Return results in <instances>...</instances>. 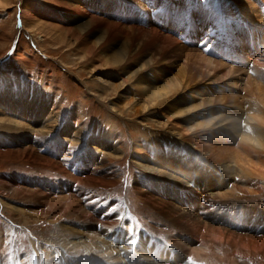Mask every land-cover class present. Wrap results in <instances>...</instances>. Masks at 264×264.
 <instances>
[{
  "label": "rangeland",
  "instance_id": "obj_1",
  "mask_svg": "<svg viewBox=\"0 0 264 264\" xmlns=\"http://www.w3.org/2000/svg\"><path fill=\"white\" fill-rule=\"evenodd\" d=\"M113 1L114 0H95L97 5H101L97 11L89 6L91 4L90 0L70 1L69 4L74 8V5L78 4L76 2H80V10L81 12L84 11L83 13L86 15L78 18L80 22L87 20L92 15L98 19L103 18L108 23H120L122 26H125L123 31L129 33L136 31V29L133 30L130 29V27L142 26L145 25V23H151L153 21L154 17L151 16H154V13H150V16H148L147 12L142 10L147 11V9H152L153 11H156L158 9L157 6H159L160 9L161 5H165L163 8L164 10L162 11L163 13L160 15L157 14L156 17L159 18L161 26L164 29V32H162L163 35L167 34L168 29L175 31L177 36L174 35L172 38H177V46L176 49L173 50L174 52L166 51L160 57L156 58L158 63L154 61L153 66L155 69H152L156 72L153 73L149 70L147 72L150 73L149 76L162 77L161 79L164 80L178 78V81L184 86L182 95L192 94L190 100H193V104L197 105L198 103L210 102L209 104L211 107L233 110L243 116L254 118L252 119V124L258 125L264 129V107L261 103V96L264 94L263 68L256 66L252 61H246L243 56H240V59H235L234 63H231L234 64V67L239 68L238 73H235L236 71L234 68H232V71H229L230 67L226 65L227 61L225 60V65L221 70H218L217 73L214 72V70L210 72H207L206 70L209 76L206 72L204 74L200 67H198L199 63H202L201 55L199 54L201 52V46L198 44H201L204 38L213 40L211 39V34L208 35L209 37H205L202 32L203 30H208V28L209 31H211L212 27H214V31L216 29L212 20L210 21L211 27H207L206 24L203 26L200 25L199 20L203 15L214 18L217 17V11L219 15H222L226 13V9H230L229 13H231V15L228 17V25L229 27L237 28L238 30L235 33H237V37L239 35L243 40L240 44L234 42L236 52L239 54V52L244 53L249 48V37H251L250 32L255 33L256 30L259 29L256 19L250 16L252 15L251 10L256 5L257 7L261 6V10L263 9L262 11H264V3L259 2V0H243L246 6H244L245 9L242 10L239 0H157L158 4L152 8H147L144 1H139L140 3L132 2L130 4L131 6L128 4V7L132 8V12L130 13L128 9H126L123 11V19H118L117 15L114 13L115 9L112 7ZM218 1L222 6L220 8L218 6ZM54 5L55 4L51 3V0H0V117H8L14 120H19L22 123L33 124L32 126L35 128L45 130L46 140L53 144L61 142L65 143L66 147L67 145L74 146V149L76 150L75 155L79 158L83 156L86 150L90 151L93 144H98V142L103 141L106 142L109 146L116 149V153L109 154V156H105L104 158H106V163H109L113 171L118 174L119 181L113 186L103 189L99 186L92 188L87 182H81L84 184L82 185L80 182L69 180L66 183V188H63L64 190H59L61 186L55 183L65 181L67 176L63 173L60 174L59 171L50 169L51 167H46L47 170L45 167L39 168L27 161L25 157L19 154L20 152L18 153V150L23 148L21 133L24 131L16 129L13 125L5 126L3 122H0V127L3 128H0V199L5 203L11 202L19 207H25L24 213H19V211L17 212V210L0 203V264H125L122 261H129L126 264H145L142 263L137 255L130 253L132 250L125 251L126 253L124 251L118 253V249L116 248L114 252L108 255H106L107 253L101 252L98 249L95 250L94 248L93 253H90L91 250H83V252L79 254L71 252V250H69V244H64V242L60 241L64 237V234L59 231L58 222L51 221L50 215H47L46 213L45 218L42 215L41 217L43 218L40 219L41 221L38 220V217L26 216L30 214L29 211H27L29 207H33L32 209L35 211L42 210L41 205L37 203L39 201H37L36 195H34V197L25 195L22 192L13 195V187L10 188L5 184L8 182L7 179H13L16 182H19L18 186H26V184L30 182L34 188L39 187L42 190L44 189L43 192L45 193L48 188L46 185L51 187L54 182L53 184L55 185L56 192H51L54 195H61V192L59 191L66 192L65 189L68 191V188L71 186L76 192L84 193L87 197H95V199L90 200L91 204L97 203L96 206H100L101 208L102 206L108 205L110 200H116V208L113 205H108V207L112 212L119 211L117 213L115 212L116 214L109 213L113 220L119 222V227L118 224H114L113 227L105 225V228L119 230V228H121L120 221L126 219L127 222H132L131 226L126 225L127 223H123L125 229L129 228V231L126 232L127 234L131 233L130 235H132L133 232V235L136 234L137 237L140 238L139 236L147 233L148 237L145 242H147V240L149 242L150 239H153L156 240L154 244H159V241H161L163 245L167 246L169 241L167 237L168 234L173 233L178 239H180L181 236L174 230V228L170 230L168 227L164 226L161 222L163 221V218L154 216L152 210L138 199L137 193L133 189V182H139L141 180L139 177L141 169L137 166L138 162H141L143 158H150L153 161L159 160L164 163L163 159L166 158L168 159V163L176 165L170 173L176 176H181V178L186 179L190 182V185L194 187L202 186L201 179L203 175L198 176L200 177V179H198V177L190 175L191 173H194L191 172V170L208 171L206 174L210 176H204V185H211L214 182L223 181L220 176H211V169L209 168L211 163H209L207 159L201 157L199 153L197 158V150L182 141L180 133L171 129L177 126L175 125L174 127H171L172 119L167 118V116L171 115L170 111L164 109V107L161 108L162 106L157 108H144V98L139 95H133L132 93L136 92V90L132 89L133 87L131 88V85L128 84L124 85L122 89H130V92L128 93V97L130 98H127V100L118 97V93L122 92V90H114L113 88L122 83L121 78H119L121 73L119 75V71L111 67H109V69L108 67H101L98 59L95 61L97 57L94 53L91 54L90 50L94 36L88 37L86 43H82L79 40L74 41L72 37L70 38V36L65 34V30L68 26L71 27V24L69 22H64L62 16H66L65 13L70 14L74 11L70 5H67L68 7H64V4L61 3L59 5L56 4L57 6L55 5V7ZM103 6L106 8L102 9ZM23 9L26 11H23ZM27 11L28 13L30 12L31 15H29L30 13L28 14ZM239 18L247 21L248 27L245 30L244 27H240V25L238 26L237 23ZM24 20H28V22L32 20L31 23L29 22L30 26L34 25V21L35 23L37 22L38 24L36 23V25L33 26V30L35 33L43 32L44 34L41 33L43 37L39 38L35 34L33 36L34 39L31 40L32 36L29 35V33L32 34L33 32L30 27L27 26L28 24L24 23ZM188 22H191L193 25L186 29ZM62 26L66 27V29ZM174 26H176V28ZM60 27L65 30L63 31ZM22 29L24 31H22ZM58 30L61 31V33H59ZM189 31L195 32L191 37L195 38L197 42H189L190 40L185 41L186 33ZM178 32L180 33L178 34ZM124 35L125 34L116 40L123 41V39H125L123 38ZM132 35H134V33H132ZM255 35L258 40L254 38L253 42L254 44L256 43L255 45H257L258 52L254 51L253 54H251V57L254 58L259 52H261V49H264L263 34L256 32ZM36 42H38L39 45H37ZM4 43H6V45ZM181 48L183 50H181ZM153 52L158 53L157 50H147L141 55L140 59H134L133 62L135 60L137 63H140L142 60L148 61L151 55L154 54ZM187 54L189 57H187ZM201 54L204 55L203 52H201ZM90 56L91 58H89ZM87 61L89 62L87 63ZM184 63L188 64V68L186 66V71L184 70L183 72L182 67H184ZM257 68L261 69L262 72ZM257 71L260 73H257ZM221 72L226 74L224 75ZM202 75H204L205 78H202L204 77ZM192 76L195 77L192 78ZM248 80L252 83L251 89L246 87V81ZM235 81L236 83L233 84ZM110 84H112V86ZM236 84H238V88H236ZM106 86L110 87L107 88ZM257 88L261 89V94L258 95L257 93V97H255V95H253V90H257ZM178 94L180 95V93ZM178 94L174 95V100L172 101H175V99L179 97ZM234 94L235 97L238 96V100L241 103L239 104L241 106L239 105V107L235 106L233 108V103H231V100L233 99L231 97H234ZM246 94L249 96H246ZM227 96L230 99H226ZM131 98H133V101L129 100ZM138 99H140V101ZM229 100L230 103H228ZM5 104L7 110L4 109ZM207 106H205V108ZM48 118L51 119L49 120ZM7 127L10 128L7 130ZM48 128L50 130H48ZM75 131H78L80 134L79 136L76 135L78 137L77 139L75 138L76 136L72 137ZM26 135L33 136L34 134L31 131ZM114 135L116 138L112 140ZM70 137L72 140H65V138L68 139ZM10 141L13 142L11 143ZM221 143L222 142H220L219 145H221ZM236 145L237 140L230 143L231 147L235 148ZM66 147L65 150L58 153V157L63 155L66 151ZM146 147L149 148L147 149ZM42 154L50 156L49 151H44ZM5 155H7V157H5ZM205 155L209 156L210 151L206 150ZM12 157H17V159H13ZM171 159L176 161V164H174ZM196 159L198 160L197 162L195 161ZM180 161H184V163H181ZM184 164H186L187 170L183 167ZM248 170H252V168H249ZM78 172L79 171L77 170L76 173ZM254 176L262 178L261 180H257V183L261 185V192L253 197L255 203H252L251 198L245 193H242V191L235 190L236 192L234 193H236V198L239 197L238 202H240V204H238V206L241 210V213L239 214L240 224L242 223L243 226L242 228H249V225L253 224V221L256 219L258 227H256V224H253V226L256 227V229L259 228L264 234V220H258L255 215V211L258 209L257 207L264 208V176H260L259 174ZM147 179H152V181L158 182L159 186L163 188V182L156 178L147 177ZM244 179L243 176H236L232 180L227 179L224 188L221 191L231 189L232 184L230 185V183L245 184ZM197 181H200V184L197 183ZM251 181L256 182V179H252ZM215 187H217V185L211 186V189H217ZM23 188L24 187H20V189ZM189 189L192 188L189 187ZM226 196L225 197L228 200L226 198L225 200H227L229 204L231 203L230 205H232L233 202H237L236 199H234L235 197L232 198L229 194H226ZM199 201L200 197L198 199V202ZM35 203L36 205L34 207L33 205ZM253 204L257 207L253 208ZM214 208L216 213H222L223 216L231 220V222H233L232 218L237 217L235 212L232 213L230 207ZM46 209L47 208H43V210ZM48 217L50 220H48ZM10 221L13 225H11L12 223ZM60 221H62V223L65 222L64 224L68 223L70 226H74L78 229L81 228L77 224L68 222L67 220L60 219ZM235 222L239 221L235 220ZM159 227L163 229H153ZM59 236L61 237L59 238ZM65 239L69 241L73 238L70 237V234H67ZM211 247L212 251L216 254L218 253V258L211 257L208 252H204L203 254L195 251L190 261L188 260V257H185L184 259L183 254L179 259H173L170 256V264H222V262L217 260L222 258L225 254L233 251L232 248L226 246L218 247L212 245ZM165 250L168 251V248L165 247ZM129 253L131 255H129ZM243 253L247 254V252L243 250V252L234 256L235 263L238 261L239 264H261L258 263L262 261L260 256H257V259L251 263L250 260H247L242 256L245 255ZM187 260L190 263H187ZM225 264L233 263L228 261Z\"/></svg>",
  "mask_w": 264,
  "mask_h": 264
},
{
  "label": "bare ground",
  "instance_id": "obj_2",
  "mask_svg": "<svg viewBox=\"0 0 264 264\" xmlns=\"http://www.w3.org/2000/svg\"><path fill=\"white\" fill-rule=\"evenodd\" d=\"M70 1H78V0H51V3L55 5L56 4L59 5L61 3L64 4V7H68L70 5L69 4ZM139 1H144L147 5V6L145 5L147 8H152L153 6L158 4L157 0H114L112 7L113 9H115L114 11L115 15H117L118 19H123V11L128 9V11L131 13L132 8H129L128 6L132 2L136 3ZM239 1L241 3L240 6L242 10H244L245 9L244 6H246V4L244 3L243 0H239ZM90 2L91 4L89 6L93 8L95 11H97L99 9V6H101V5H97L95 0H90ZM259 2L264 3V0H259ZM76 3L78 4L74 5V8L73 6L70 5L74 11L73 13H70L71 15L69 13H65L66 16H62V20L64 22H69L71 24V27L68 26L67 29L66 27L62 26L63 28L66 29V30L64 29L65 34L70 36V38L72 37L74 41L79 40L82 43H86L88 37L94 36L93 44L90 43L92 45L91 48L89 45L88 46L91 50V54L94 53L95 56L97 57V58L95 57L96 58L95 61H97L98 59L101 67H105V68L108 67V69L109 67H111L119 71V75L121 73L119 78H121L122 83H120L119 86L116 87L113 86L114 90L117 89L122 90V92L118 93V97L124 99L130 98L128 97L129 96L128 93L130 92L129 91L130 89L129 88H127L126 90L122 89L124 85L128 84L131 85V88L133 87L132 89L136 90V92L132 93L133 95H139L144 98L143 99L145 102V103L143 102L145 104L144 108L147 107L157 108L159 106H162L161 108L164 107V109L170 111L171 115L167 116V118L172 119L171 127H174L175 125L177 126L171 129L173 131L175 130L177 133H180V138L182 139V141H184L187 145L197 150V158L199 153L201 157L207 159V161L211 163L210 164L211 166L209 167L211 169L210 171L211 176L212 175L220 176L221 180L223 181L216 183L214 182L211 185L209 184L204 185L205 184L204 176H210L206 174V172L208 171L191 170V172L194 173H191L190 175L194 177L203 175L201 179L202 186L194 187L191 186L190 182H188L186 179L181 178V176H176L170 173V171L172 172V169H174L176 165H172L168 163L167 161L168 159L166 158L163 159L164 163H162L159 160L153 161L150 158L149 159L143 158L141 162H138L137 166H139V168L141 169L139 174L141 180L139 182L136 181L133 182V189L136 191L138 199L141 200L142 203L146 204L152 210L154 216L163 218V221L161 222L164 226L168 227L170 230L174 228V230L177 231L178 234L181 236V238L178 239L175 236V234L173 233L168 234L167 237L169 241L167 243V246L163 245L161 241H159V244H154L156 240L153 239H150L149 242L148 240L147 242H145L148 237L147 233L141 236L138 235L140 238H138L136 234L133 235V232L132 235H130L131 233L127 234L126 232L129 231V228L125 229L123 225L127 223L126 225L131 226L132 222L130 220H129L130 222H127L126 219H122L120 221L121 228H119V230L105 228L104 227L105 225L113 227L114 224H118L119 227V222L113 220L112 216L109 214V213H115L116 211L112 212L109 210L110 208L108 207V205H113L114 207L117 206L116 200L114 201L110 200L108 205L102 206L101 208L100 206L99 207L96 206L97 203L91 204L90 200L95 199V197L92 196L87 197L85 196L84 193L76 192V190H73L71 186L68 188V191L65 189L66 192L59 191L61 192V195H54L53 193L56 192L55 185L53 184L54 182L52 183L51 187L49 185H46L48 188L47 191L44 193L43 192L44 189L42 190L39 187L34 188V186L30 182L27 183L26 186H20V185L18 186L19 182H16L13 179H7L8 184L7 183L5 184L10 188L13 187L12 188L13 195L21 192L25 195H30V196L36 195L37 201H39L37 203H39L42 207V210L35 211L34 209H32L33 207L31 208L28 206L29 208L27 211H29L30 214L28 215L25 214V215L28 217H38L39 218L38 220L42 219L43 217L45 218L46 213L47 215H50L51 221L58 222L59 231L64 234V237L60 241L64 242V244L65 243L69 244V250H71V252L75 254H79L83 252V250L84 251L91 250L90 253H93L94 249L95 250L98 249L101 252L107 253L106 255H108L114 252L117 248L118 253H120L121 251L125 252L132 250V252L130 253L137 255V257L142 261V263L145 264H170V259H169L170 256L173 259H179L180 256L183 254L184 259L185 257H188V260L190 261L195 251H198L203 254L204 252H208L211 257L218 258L217 256L218 253L216 254L214 251L211 250L212 249L211 246L213 245L218 247L226 246L228 248L233 249V251L227 254L224 253L225 255L222 256V258H219V260H217L222 262V264H225L228 261H230L233 264H239L237 260H236L237 263H235L234 256H237V254L243 252V250H245L247 254L243 253L245 255L242 256H244L247 260H250L251 263L257 259V256H260L262 261L258 263L264 264V234L262 233V231L259 230V228L256 229V227H258L256 219L253 221V224L257 225L256 227H254L253 224H251L249 225V228H242L243 226L242 223L240 224V214H239L241 213V210L238 206V204H240V202H238L239 197L236 198L235 197L236 193H234L236 192L235 190L242 191V193H245L247 196H249V198H251L252 203H255V199L253 197L261 192V185L257 183V180H261L262 178H258V176H254V175L259 174L260 176H264V129L262 127H259L258 125L252 124L253 123L252 119L254 118L243 116L242 114L235 112L233 110L219 108V107H211L209 104L210 102L198 103L197 105L193 104L192 103L193 100H190V98H192L190 97L192 96V94L182 95L184 86H182V83L178 81V78L164 80L161 79L162 77L159 78L157 76L156 77L149 76L150 73H147L149 70H151L153 73L156 72L155 70H152L155 69L153 64L154 61L157 60L156 58L160 57L166 51L168 52L173 51L174 49H176L177 46V40H176L177 38L176 37L172 38L174 37V35L177 36L175 31L172 29H168L167 34L163 35L162 32H164V29L161 26V22L159 18L156 17L157 14L160 15L163 13L162 11L164 10L163 8L165 5H161L160 9L159 6H157L158 9L156 11H153L152 9H147V11L142 10L144 12H147L148 16H150V13H154V16H151L154 17V19L151 23H145V25L142 26L130 27V29L133 30L136 29V31L132 32L134 33V35H132V33L123 31L125 26H122L120 23L118 24H116L117 22L113 24L108 23L105 19L103 18L98 19L97 17L92 16L91 14H89L91 15V17L89 18L87 17L88 18L87 20L80 22L78 18L86 15L85 13H83L84 11L81 12L80 10V5H79L80 2H76ZM218 3L219 5L218 4L217 5L219 6V8L222 7L219 1ZM103 8L106 7L103 6L102 9ZM24 10L25 9H23V11ZM262 10H261V6L257 7L255 5V7H253V9L251 10L252 15L250 14L249 15L256 19L259 28L256 30V32L263 34L262 38H264V11ZM229 11H230L229 8L226 9V13L222 15L221 14L219 15L217 11L216 14L217 17L214 18L207 15L206 16L203 15L199 20L200 25L203 26L204 24H206L207 27L208 26L211 27L210 21L212 20L214 26L216 27L215 31H214V27H212L211 31H209L208 28V30H203L202 32V34H204L205 37H209L208 35L211 34L212 37L211 39L213 40H210L209 38H204L202 43L198 44L199 46H201V52H203L204 54L202 55L201 52L199 53L201 55L202 63L200 62L201 64L199 63L198 67H200L201 71H203L204 74L206 70L207 72L214 70V72L217 73V71L221 70V68H223V66L225 65L224 60L227 61L226 65L230 67L229 71H232V68H234V70L236 71L235 73H238L239 68L234 67L233 66L234 64L231 63H234L235 59H240V56H243V58L246 61H252V63H254L256 66L264 69V49H261V52H259L255 58L251 57V54H253L254 51L258 52L257 45H255L256 43L254 44L253 42L254 38H256L255 35L256 32L255 33L250 32L251 37H249L250 41H249V48L247 49V51H245L244 53L239 52V54L236 52L234 42L240 44L241 42H243V40L241 36L238 35L237 37V33H235L237 32L238 29L235 27L234 28L229 27L228 25L227 22L228 17L229 15H231ZM29 15H31V13ZM31 21L29 22L31 23ZM29 22L27 20L24 23L28 24L27 26L30 27L31 31L33 32L32 34L29 33V35L32 36L31 40L34 39L33 36L35 34L39 38H42L43 35H41V33L44 34L43 32L35 33L33 30V26L36 25L37 22L35 23L34 21L33 22L34 25L32 24L33 26H30ZM237 24L238 26L240 25V27H244V30L248 27L247 21L241 18H239ZM192 25L193 24L191 22H188L186 29H188V27ZM174 27L176 28V26ZM22 31L24 30L22 29ZM59 33H61V31H59ZM179 33L180 32H178V34ZM123 34H125L123 36V38L125 39H123V41H117L116 39L122 36ZM194 34H195L194 31L187 32L185 41L190 40L189 42H197L195 38L191 37ZM4 44L6 45V43ZM36 44L39 45L38 42H36ZM147 50H151V51L157 50L158 53L153 52L154 54L151 55L148 61L142 60L143 62L141 61L140 63H137L136 60L140 59L141 55H143ZM181 50L183 49L181 48ZM187 57H189V55ZM89 58H91V56ZM134 59L136 60L133 62ZM88 62L89 61H87V63ZM156 62L158 63V61ZM184 64H185L184 67H182L183 72L184 70L186 71L185 69L186 66L188 68V64L186 63ZM259 70L260 72H262L261 69ZM260 72L257 71V73ZM262 74L264 73L262 72ZM194 77L195 76H192V78ZM202 78H205V76ZM235 83L236 81L233 84ZM110 85L112 86V84ZM236 86H237L236 88H238V84H236ZM246 87L248 89H251L252 83H250V80L246 81ZM257 90H253V95H255V97H257L256 96L257 93L258 95L261 94V89L257 88ZM178 93H180V95ZM176 94H178L179 97L175 99V101H172L174 100V95ZM228 96L226 97V99L229 98ZM246 96L249 95L246 94ZM231 98L233 99L231 100L232 101L231 103H233L232 105L233 108L235 106L239 107L241 103L238 100V96L235 97L234 94V97ZM132 99L133 98L129 100L133 101ZM138 100L140 101V99ZM228 103H230V100ZM261 103L262 106L264 107V94H262L261 96ZM179 106H183V107H179ZM205 106L207 107L205 108ZM4 109L7 110L6 104L4 106ZM28 116L31 117L30 115ZM0 122H3L5 126L13 125V127H15L16 129H21V131L22 130L24 131L21 133L23 148L21 150H18V153L20 152L19 154L25 157L27 161L38 166L39 168L45 167V169H47L46 167H51L50 169L59 171L60 174L63 173L68 177V178L66 177V180L63 182L55 183L61 186L59 190L66 188V183L69 180H73L80 183L87 182V184L90 185L92 188L99 186L100 188L103 189H107L119 181L118 174L113 171L109 163H106L105 161L106 158H104L105 156H109V154L116 153V149L113 148L112 146H109L104 141L98 142V144L96 143L93 144L90 151L86 150L83 156L79 158L75 155L76 150L74 149V146L67 145L66 147L65 143L62 142L53 144L52 142L45 139L46 131L43 129L35 128L34 126H32L33 124L22 123L19 120H14L8 117H0ZM0 128L3 129L2 127ZM8 128L10 127H7V130ZM48 130L50 129L48 128ZM31 131L34 134L33 136L26 135ZM78 131H75L72 137L76 135L79 136L80 134ZM77 136L75 137L76 139L78 138ZM114 138H116L115 135L113 136L112 140H114ZM65 140H72V138L71 137L68 139L65 138ZM235 140H237V145L235 147L236 149L230 146V143L234 142ZM10 142L12 143L13 141ZM220 142H222L221 145H219ZM65 147H66V151L63 153L62 156L58 157V153L61 152L62 150H65ZM146 148L148 149L149 147ZM206 150L210 151L209 156L205 155ZM44 151H49L50 156L43 155L42 153ZM5 157H7V155H5ZM12 158L17 159V157H12ZM171 161L174 164H176V161L172 159ZM195 161L197 162L198 160L196 159ZM180 162L184 163V161H180ZM183 167L186 168V164H184ZM249 168H252V170H248ZM77 170L79 171L78 173H76ZM195 171H199V172H195ZM236 176H243L245 178L244 179L245 184L230 183V185L232 184L231 189H226V191H221L224 188L226 180L227 179L232 180ZM147 177L156 178L157 180L163 182L162 183L163 188L159 186L158 182H154L152 181V179H147ZM198 179H200V177H198ZM252 179H256V182H252L251 181ZM197 183L200 184V181H197ZM215 185H217V187H215L217 189L212 190L211 186H215ZM20 187H24V188L20 189ZM189 187H191L193 191L192 189H189ZM226 194H229L230 197L232 198L235 197L234 199H236L237 202H233L232 205H230L231 203L229 204L227 202L228 199L226 198L227 197ZM199 197H200V201L198 202ZM225 198L227 200H225ZM0 203L2 205L17 210V212L19 211V213L20 212L24 213L25 211V207L22 206L19 207L18 205L13 204L11 202L5 203L3 200L0 199ZM35 205L36 203L33 206L35 207ZM214 207H219V208L230 207L232 213L235 212L237 217L232 218L233 222H231V220L224 217L222 213L220 212L216 213L214 211L215 210ZM252 207L255 208L257 206L253 204ZM43 208H47V209L43 210ZM257 208L258 209L255 211V215L257 219L264 220V208L263 207L262 208L257 207ZM100 210L103 212H101ZM42 215L43 217H41ZM50 219L48 217V220ZM60 219L67 220L68 222L71 223H75L81 228L78 229L74 226H70V224L68 223L64 224L65 222L62 223ZM235 220L239 222H235ZM75 221H77L78 223ZM11 225H13V223ZM153 229L162 230L163 228L159 227ZM67 234H70V237L73 239L69 241L66 240L65 238ZM61 236H59V238ZM165 247L168 248V251L165 250ZM130 253L129 255H131ZM188 260L187 263H190ZM122 262L126 264L129 261H122Z\"/></svg>",
  "mask_w": 264,
  "mask_h": 264
}]
</instances>
